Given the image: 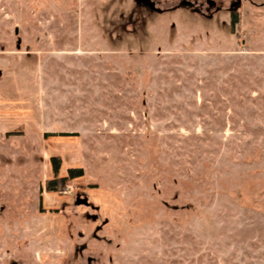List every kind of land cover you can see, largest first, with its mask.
I'll list each match as a JSON object with an SVG mask.
<instances>
[{
    "label": "rangeland",
    "instance_id": "374dc122",
    "mask_svg": "<svg viewBox=\"0 0 264 264\" xmlns=\"http://www.w3.org/2000/svg\"><path fill=\"white\" fill-rule=\"evenodd\" d=\"M151 2L0 0V264H264V0Z\"/></svg>",
    "mask_w": 264,
    "mask_h": 264
},
{
    "label": "trees",
    "instance_id": "16d2710c",
    "mask_svg": "<svg viewBox=\"0 0 264 264\" xmlns=\"http://www.w3.org/2000/svg\"><path fill=\"white\" fill-rule=\"evenodd\" d=\"M147 4L151 7H153L152 2L149 0V2H147ZM238 17L236 15V12L231 11V19H230V23L231 26L234 25V23H236ZM64 133V132H62ZM51 161L53 163V171L54 173L58 172V168L60 166V160L58 158H56L55 156L51 157ZM82 174V168L81 167H69L68 168V175L69 176H75V175H81ZM49 182H51L50 180L47 181V185L49 184Z\"/></svg>",
    "mask_w": 264,
    "mask_h": 264
},
{
    "label": "flooded vegetation",
    "instance_id": "af4514ba",
    "mask_svg": "<svg viewBox=\"0 0 264 264\" xmlns=\"http://www.w3.org/2000/svg\"><path fill=\"white\" fill-rule=\"evenodd\" d=\"M151 1V0H150ZM147 2H149V0H146V3ZM236 4V2L234 1L233 2V4L232 5H235ZM211 5L213 6V7H215V3H213V2H211ZM232 11V10H231ZM77 193V192H76ZM83 198H86V200H87V203H80V204H85L86 206H88V207H92V206H94L91 202H90V200L87 198V195L86 194H82V196H81V194H76V197H75V200L76 199H83ZM82 214V216H83V214H87L88 215V211H85V212H82L81 213ZM90 215V214H89ZM92 216H94V214L92 215Z\"/></svg>",
    "mask_w": 264,
    "mask_h": 264
},
{
    "label": "water",
    "instance_id": "95a60500",
    "mask_svg": "<svg viewBox=\"0 0 264 264\" xmlns=\"http://www.w3.org/2000/svg\"><path fill=\"white\" fill-rule=\"evenodd\" d=\"M75 202H76V203H87V200H86V198H83V199H76Z\"/></svg>",
    "mask_w": 264,
    "mask_h": 264
}]
</instances>
